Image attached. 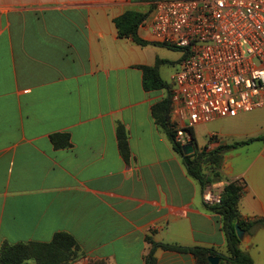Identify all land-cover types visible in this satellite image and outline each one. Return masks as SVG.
Wrapping results in <instances>:
<instances>
[{"label": "crops", "instance_id": "1", "mask_svg": "<svg viewBox=\"0 0 264 264\" xmlns=\"http://www.w3.org/2000/svg\"><path fill=\"white\" fill-rule=\"evenodd\" d=\"M151 2L0 0V248L66 232L83 252L70 264H145L149 237L228 255L223 218L203 200L207 186L152 114L165 90H147L141 66L163 59L160 47L120 37L114 21ZM139 35L153 41L143 25ZM199 125L201 149L249 140L224 152V178L210 184L219 192L242 183L240 213L264 220V128L212 131L202 142ZM55 133H69L71 145L57 147ZM240 247L264 264V223ZM155 256L156 264H197L192 253L162 247Z\"/></svg>", "mask_w": 264, "mask_h": 264}, {"label": "built area", "instance_id": "2", "mask_svg": "<svg viewBox=\"0 0 264 264\" xmlns=\"http://www.w3.org/2000/svg\"><path fill=\"white\" fill-rule=\"evenodd\" d=\"M142 25L184 51L171 88L181 144L196 125L264 107V0H156ZM221 194L208 184L203 200L217 205Z\"/></svg>", "mask_w": 264, "mask_h": 264}, {"label": "trees", "instance_id": "3", "mask_svg": "<svg viewBox=\"0 0 264 264\" xmlns=\"http://www.w3.org/2000/svg\"><path fill=\"white\" fill-rule=\"evenodd\" d=\"M148 12L137 10H128L115 18V23L118 28L120 37L131 38L138 44L147 45H165L155 41H149L139 35L140 26L148 19ZM164 62L163 59H157L153 66H141L143 71V82L147 90H165L166 95L156 102L152 107V114L158 126L166 131L174 149L183 157L188 173L199 180L204 186L222 180L224 176L221 173V164L223 154L228 149L246 144L247 141L234 142L233 144L219 145L214 149H208L205 146L202 149H196L191 154H185L183 144L176 140V125L171 119L172 109V93L171 87L160 74V65ZM191 141L196 144L195 135L190 130ZM117 135L119 147L125 159L130 156V147L128 143V135L123 124L117 127ZM52 140L57 147L66 148L71 145L69 133H55L52 135ZM211 163L210 172L204 169V162ZM244 186L242 183L232 180L229 181L223 188L221 194V203L217 205H207L212 212L218 213L223 218V229L227 236L228 255L220 254L214 248L195 246L185 247L180 245L165 244L154 241L148 238L152 243V248L147 256L145 264H156L157 258L155 252L158 247L174 250L183 253H192L197 264H211L209 258L211 256H219L220 264H253L252 256L243 251L240 247L241 241L237 236L236 224L245 230L246 233H252L257 225L263 224L264 220L257 219L249 221L245 219L239 210V203L242 197ZM83 256L80 251L76 239L69 233L59 232L52 241L29 242L9 244L5 243L0 248V264H26L28 260L34 259L37 264H70L79 260ZM92 264H106L100 260Z\"/></svg>", "mask_w": 264, "mask_h": 264}, {"label": "rangeland", "instance_id": "4", "mask_svg": "<svg viewBox=\"0 0 264 264\" xmlns=\"http://www.w3.org/2000/svg\"><path fill=\"white\" fill-rule=\"evenodd\" d=\"M152 1L150 5H145L144 9L148 12L149 15L152 13L153 4L156 0ZM149 17V16H148ZM159 46L160 55L163 58L164 62L160 68V73L163 79L167 81L169 86L172 88L174 83L172 76L173 74L180 68V61L184 57V51L180 48L168 46V45H155ZM166 95V91H165ZM260 128H264V107L261 109H257L250 112H242L236 118H227L221 119L219 121H210L208 123L199 125L196 127V134L198 139L202 142L212 141L215 137H209V134L212 131H227L230 133L238 132V133H247L251 131H256ZM214 136L216 134H213ZM194 145V152L196 149H201L199 146ZM204 169L206 172H210L211 163L209 161L204 162Z\"/></svg>", "mask_w": 264, "mask_h": 264}, {"label": "water", "instance_id": "5", "mask_svg": "<svg viewBox=\"0 0 264 264\" xmlns=\"http://www.w3.org/2000/svg\"><path fill=\"white\" fill-rule=\"evenodd\" d=\"M183 150L185 154H191L194 152V147L193 144L190 142L188 144L183 145ZM236 231H237V236L239 237L240 240H243L245 237V230H243L239 224H236ZM209 261L211 264H220L221 258L219 256H211L209 258Z\"/></svg>", "mask_w": 264, "mask_h": 264}]
</instances>
